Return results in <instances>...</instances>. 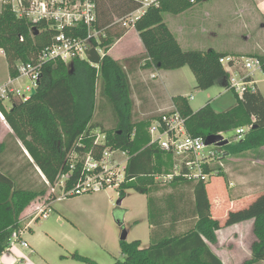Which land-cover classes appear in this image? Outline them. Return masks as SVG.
Returning <instances> with one entry per match:
<instances>
[{
  "label": "trees",
  "instance_id": "obj_1",
  "mask_svg": "<svg viewBox=\"0 0 264 264\" xmlns=\"http://www.w3.org/2000/svg\"><path fill=\"white\" fill-rule=\"evenodd\" d=\"M196 1L204 0H159L157 6L149 7L135 25L145 53L119 62L108 52L126 31H113V19L132 13L140 5L131 0H102L97 26L106 32L101 44L104 56L91 51L88 60H75L70 65L61 61L50 62L43 67L36 94L29 102L15 104L11 111L2 107L14 133L8 138L22 142L35 166L52 185L60 176L69 173L73 165V174L66 182L68 188L73 187L81 177V158L89 154L99 158L106 148L121 149L129 154L126 180L119 187L120 202L128 196L129 190L148 195L150 220L160 238L155 240L154 231L153 243L147 248L142 247L141 241L121 239L119 245L125 259L115 264H223L210 247V244L218 242L216 233L222 223L211 213L206 190L210 181L193 185L195 198L189 213L179 209L177 200L182 201L183 198H178L174 191L179 184L193 183L181 179L170 183L173 193L160 198L165 208L159 206L158 198L154 196L161 190L156 184L144 186L136 183L138 180L154 182L156 175L169 174L173 169V160L168 153L150 145L147 130L150 117L134 122L127 70L131 74L142 62H145L144 69L166 71L188 66L200 90H209L227 76L220 59L232 55L214 51H184L164 22V14L180 15ZM33 28L37 30L34 32ZM84 34L85 31H82L81 35ZM54 35L55 30L45 22L33 25L27 18H18L10 8H4L0 12V49L6 53L10 78H17L18 62L34 61L52 43ZM258 58L262 60L264 72V57ZM99 80L100 96L105 101L101 103L100 112L111 109L116 126L112 130H104L103 122H93ZM235 98L236 106L223 113L216 112L210 104L194 112L189 99L183 96L175 97L173 104L187 119V129L193 136L207 138L251 125V130L243 139L223 147L227 158L231 153L264 148L263 94L255 86L254 90L246 91L242 98L236 94ZM95 132L106 136V145L95 144ZM6 149L7 143L4 142L0 145V155ZM74 153L77 159L72 163L71 155ZM47 190L46 185L23 187L4 171L0 163V258L9 252L14 234L23 229V212L36 199L45 196ZM184 219L189 225L181 231L179 224ZM252 219L255 221L256 240L252 245V257L244 264L264 262V194L247 208L229 212L225 226ZM73 258L96 264L82 256L74 255Z\"/></svg>",
  "mask_w": 264,
  "mask_h": 264
},
{
  "label": "rangeland",
  "instance_id": "obj_2",
  "mask_svg": "<svg viewBox=\"0 0 264 264\" xmlns=\"http://www.w3.org/2000/svg\"><path fill=\"white\" fill-rule=\"evenodd\" d=\"M192 4L193 6L185 14L172 15L166 13L163 15L164 22L174 35L178 37L184 51L211 52L217 50L230 53H251L255 52L254 50L258 43H263L264 0H204L196 1ZM113 20L115 23L113 31L129 32L121 41L122 45L116 49V54L119 56L122 55L121 53L131 52L124 58L141 56L142 49L137 41L135 29H124L119 24H116L118 18L114 17ZM192 25H196L197 29L202 26L199 29L201 31L197 34H188L185 29ZM183 31L184 33L182 34ZM261 51L264 53V50ZM144 64L145 62H142L141 66H144ZM140 71L136 77L137 79L130 76L128 70L126 72L128 74L130 98L133 101L134 122L148 119L149 115H158L160 112L157 106H164L168 103L164 101V97L160 96V89L151 84L152 82L148 78L149 70L142 68ZM169 75L168 86L170 87L168 92L173 95L177 93L187 94L194 112L210 104L216 112L223 113L231 110L235 105V94L228 88V75L218 80L214 87L209 90L197 88L196 78L188 66L181 70L173 71ZM9 77L10 68L6 56L0 53V85L7 82ZM255 79L260 81V88L264 95V72L256 73ZM157 80L159 81V78ZM25 85H30V82L27 79H21L17 82L16 87ZM142 85H144V88L140 87ZM100 92L101 80H99L97 86V107L93 122H103L104 130H112L116 126L114 119L111 117V109L100 112L101 103L105 102L102 101ZM138 92L146 99L145 103L148 104L147 106H150L148 108L150 114H142L141 110L138 109L140 106V103L139 106L137 104L140 102L138 100L140 96ZM171 107L172 104L167 105L165 109L168 110ZM7 108H10V104H7ZM136 109L139 113L135 111ZM6 123L7 121L1 120L0 129ZM242 127L247 128L251 127V125ZM235 135L234 131H230L224 134V138L231 142H236L238 140L234 138ZM8 137L6 136L4 140L7 143V149L2 154H6L4 158L10 164L8 169L11 176L17 183L26 188H32L35 185L38 187L46 185L48 188L45 196L36 199L26 209V212H23V218L32 220L33 216L38 212V208L53 194L51 190L53 185L50 184L49 186L47 184L46 181L48 180L40 170L32 169L27 165L24 158H19L8 150L12 144L17 145L13 139ZM17 147L24 150L21 146L17 145ZM24 153L27 154V151ZM220 173L221 176L214 175L210 179L211 186L206 189L208 198H213L216 194L220 195L222 193L223 195V193L228 191V187L232 194L237 193L238 190L236 191L235 189L238 188L232 183L236 182L241 185L239 195L254 193L253 200L249 201L254 203L264 194V148L236 154L231 153L226 158ZM136 183L144 186L156 184L158 188L163 189L162 193L159 194L160 197L163 194L167 195L166 193L169 191H173V189L168 187L169 185L165 186L166 184L156 180L154 182L138 180ZM254 184L256 185L254 186ZM190 186L188 184H180L174 191L178 198L180 195H184L182 201L177 200V205L185 213L190 212L193 204L189 197ZM180 189H183V193L178 191ZM60 195V192L56 191V194H53L54 197H51V199ZM119 201V188H107L98 193L85 194L53 202L50 207L49 218L46 220L38 219L33 225V229L39 235H47L52 239L45 240L44 238L43 246L40 248V250H43L42 254L48 256L51 262L56 264H90L86 261L74 259V255L90 259L96 264H115L117 261H123L125 257L121 253L119 242L124 233L128 234V241L142 240L143 243H146L149 230L145 195L129 190L128 196L124 201L121 204H119ZM225 220L223 219L221 223V228L223 229L226 228ZM21 225L24 227L25 223L22 222ZM179 225V229L184 231L188 228L189 222L184 219V222ZM60 247L62 249L59 250ZM17 254V252L12 253L15 256ZM32 256L30 257L34 259L35 256ZM63 258H66V260L61 261ZM256 264H264V262Z\"/></svg>",
  "mask_w": 264,
  "mask_h": 264
},
{
  "label": "built area",
  "instance_id": "obj_3",
  "mask_svg": "<svg viewBox=\"0 0 264 264\" xmlns=\"http://www.w3.org/2000/svg\"><path fill=\"white\" fill-rule=\"evenodd\" d=\"M102 0H0V12L10 8L18 18H27L33 25L45 22L55 30L52 43L43 49L38 57L29 63H17V78H10L0 85V121H6L2 107L11 111L15 104L29 102L38 83L43 67L55 61L66 65L75 60H88L91 51L104 56L101 44L106 38L104 29L97 26L99 3ZM113 1V0H105ZM120 1V0H119ZM129 1V0H124ZM139 4V8L132 13L118 18L116 24L124 29H135L137 21L146 10L158 5L159 0H131ZM194 2V0H192ZM85 31L84 35L81 32ZM0 53L6 56L4 50ZM220 63L229 76V90L242 98L246 91L254 90L257 84L256 73L262 72V60L254 56H227L220 59ZM94 67L96 65L92 64ZM155 77V75L153 76ZM21 79H27L30 85L16 87ZM10 104V108H7ZM187 119L173 105L170 109L161 111L150 117L148 133L150 145L168 153L173 160V169L169 174L156 175V181L170 184L176 179L190 183H208L212 176L220 175L224 167L226 153L218 145H206V138L193 136L186 126ZM251 127H241L235 132V139L241 140ZM95 144L106 145V136L95 132ZM225 133H221L224 136ZM225 139V138H224ZM227 140V139H225ZM229 143L231 142L228 140ZM127 157V158H126ZM72 163L77 159L71 155ZM75 158V159H74ZM130 156L121 149L106 148L99 158L89 154L83 158L81 177L71 188L66 182L72 176V170L60 176L52 186V193L60 192L54 199L53 194L38 208L32 221L48 219L51 205L55 201L98 193L107 188H119L126 180V169ZM50 186V183L46 181ZM51 201V202H50ZM23 230L14 234L11 248L19 243ZM24 248L29 244L21 241Z\"/></svg>",
  "mask_w": 264,
  "mask_h": 264
},
{
  "label": "crops",
  "instance_id": "obj_4",
  "mask_svg": "<svg viewBox=\"0 0 264 264\" xmlns=\"http://www.w3.org/2000/svg\"><path fill=\"white\" fill-rule=\"evenodd\" d=\"M186 12H184L182 14H185ZM200 27H202V26H199V29H200ZM199 29H197L196 25H192V26H188L187 29H185V30L188 31V34H197L199 31H201ZM135 31H136V29H135ZM128 33H126L121 39H119L116 42V44L108 52V55H110L116 61L123 62L127 59L132 58V57L124 58V57L128 56L131 52L121 53L122 55H119V56L116 54V51H117L116 49L119 48L120 45H122L121 41L123 40V38ZM183 33H184V31L182 32V34ZM136 34H137V36H136L137 41L140 45V48L142 49L140 54H144L145 49H144L142 41L139 37V33L137 31H136ZM173 35H174V33H173ZM174 36L181 46V43H180V40H178V37L176 35H174ZM261 50H264V41H263V43H258L257 47L254 50L255 52H251V53H244V52H240V53L239 52L238 53L232 52V53H230V52H226V51H217V50H213V51L217 52V53L224 54V55L264 57V53ZM114 52H115V54H114ZM205 52L207 53L210 51H205ZM142 67L143 66H140V68L137 67L136 69H134L133 72L130 74V76H132L133 78L134 77L136 78L137 75H139V73L141 72L140 70H142ZM181 69H179V70H181ZM144 70H149L148 71L149 72L148 78H149V80H151V82H152L151 84H153V86H155L157 89H160V96L164 97V101L168 102L164 106L163 105L157 106L159 112L165 111L166 110L165 107L167 105L172 104V106H173L174 105L173 99L177 96H183V97H186L187 99H189V96L187 94L177 93L176 95H173L172 93L168 92L169 87H170V86H168L169 76H170L169 74H172L173 71L158 70L155 68L144 69ZM175 71H178V70H175ZM154 75H155V77H153ZM158 78H159V81L157 80ZM9 79H10V77H9ZM260 84H261L260 81H257L256 87L262 93V90L260 88ZM140 87L144 88V85H142ZM138 94H140V93L138 92ZM138 100L140 101L137 103L138 106L140 103V106L138 107V109L141 110L140 112L142 114H150V110L148 109V108H150V106H147L148 104L145 103L146 99L142 96V94H140ZM189 102H190V99H189ZM236 103H237V101H235V105L232 108H234L236 106ZM152 108H154V107H152ZM161 109H163V110H161ZM135 111L137 112V109ZM147 112H149V113H147ZM137 113H139V112H137ZM149 117H152V116L149 115ZM13 134L14 133H13V130L11 129V127L7 123L4 124L2 126V128L0 129V144L4 142L6 136H10ZM14 141L18 146H21V148H23L24 150L18 149L17 145L15 146L13 144H12L11 148H9L8 150L11 153H14L17 157L24 158L26 160L25 162L27 163V165H29L33 169V166H31V165L35 166L34 161L30 157L28 152H27V154L24 153V152H26V149L23 146L22 142H20L18 139L14 140ZM5 155L6 154L0 155L1 167L4 168V171L6 173L11 175L10 170L8 169L10 167V164H8L5 161V158H4ZM34 169H38V168L35 166ZM232 183L234 184V186H236V188H238V189H235L236 191L238 190L237 193L232 194L230 191V188L228 187V191L223 193V195L221 193L220 195L216 194V196L213 198L209 197V200L211 203L212 216L215 219L221 220V222L223 221V219L225 220L227 218L229 212L239 211V210L245 209L248 206H250L252 203L249 201L253 200L252 198H254V193L239 195L240 191H241L240 183L239 184L236 182H232ZM195 184L196 183L191 184L190 191H189V197L192 201H194V198H195L194 197V190H193V185H195ZM168 185L169 184H166L165 186H168ZM255 185L256 184H254V186ZM209 186H211V183L207 185V188H209ZM168 187H170V189H173L171 186H168ZM162 190L156 192L154 196H155V198H158L157 201H158L159 206L162 208H165V204H163V202L160 200V198H164L167 195L172 194L173 191L172 192L169 191L168 193H166L167 195L163 194L160 197L159 194L162 193ZM178 191L183 193V189H180ZM145 196H146V200H147V226H148L149 234H148V239H147L146 243H143L142 240H138V241H141L143 248H147V247L152 245L154 231H155V240L160 238V236L158 234L156 235V232H158V230L156 231L154 224H152V222L150 220V212H149V206H148L149 196L148 195H145ZM180 197L184 198V195L182 194V195H180ZM25 212H26V210H25ZM24 213L21 215V224H22V222L25 223L24 227L22 225V228H23L22 230L24 233L21 236L19 243L14 245V247L8 253L4 254L0 258V264H56L55 262H51V260L48 256L42 254L43 250H40V248L43 246L44 238H45V240L46 239L52 240V239L50 237H48L47 235H45V236L39 235L33 229V225L35 224V222L32 220H29L27 218H23ZM254 223H255V221L252 219V220H248V221L243 222V223H239V224H235V225L230 226V227H226L224 229L221 228L220 230L217 231L216 234H217L218 242L216 244H210V247H211L212 251L222 260L223 264H226V263L227 264H244L246 261L251 259V257H252V245L256 240V238L254 236ZM164 226H166V225H164ZM164 229L166 230V228H164ZM160 231L161 230H159V232ZM128 240H129V236L127 238V241ZM21 241L27 242L29 244V248H24L21 245ZM128 242H131V241H128ZM60 249H62V247H60L59 250ZM13 252H17L18 253L17 256L12 255ZM32 255L35 256L34 259H32L30 257ZM64 260H66V258H63V260H61V261H64Z\"/></svg>",
  "mask_w": 264,
  "mask_h": 264
},
{
  "label": "water",
  "instance_id": "obj_5",
  "mask_svg": "<svg viewBox=\"0 0 264 264\" xmlns=\"http://www.w3.org/2000/svg\"><path fill=\"white\" fill-rule=\"evenodd\" d=\"M37 29L33 28V31L35 32ZM36 94V91H33V96ZM218 145L220 147H225L229 144L228 140L224 139V136H222L221 134L219 135H212V136H208L206 138V145ZM122 202L119 201V204H121ZM128 238V234L125 232L123 237L121 238L122 240H127Z\"/></svg>",
  "mask_w": 264,
  "mask_h": 264
}]
</instances>
